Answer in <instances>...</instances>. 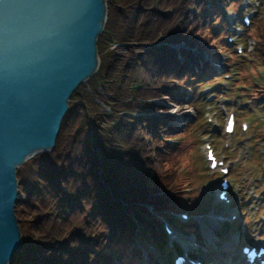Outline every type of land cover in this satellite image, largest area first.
<instances>
[{
    "label": "trees",
    "instance_id": "obj_1",
    "mask_svg": "<svg viewBox=\"0 0 264 264\" xmlns=\"http://www.w3.org/2000/svg\"><path fill=\"white\" fill-rule=\"evenodd\" d=\"M161 1L170 7L160 8ZM109 8L98 43L105 54L90 89L86 83L71 98L55 150L18 170L16 212L25 219L13 264H138L143 252L137 238L144 247L153 239L159 255H169L161 223L148 207L181 210V189L168 188L158 170L174 149L157 141L161 130L181 128L166 116V102L183 106L188 93L166 83L201 80L215 70L202 56L164 43L203 48L197 33L212 12L221 20L211 26L215 33L227 34L226 21L216 0H109ZM137 211L139 232L132 220Z\"/></svg>",
    "mask_w": 264,
    "mask_h": 264
},
{
    "label": "rangeland",
    "instance_id": "obj_2",
    "mask_svg": "<svg viewBox=\"0 0 264 264\" xmlns=\"http://www.w3.org/2000/svg\"><path fill=\"white\" fill-rule=\"evenodd\" d=\"M216 1L226 21L227 34L213 31L211 26H219L221 21L213 11L205 28L197 35L201 37V41H205L201 51H207L211 47L208 52L212 53L213 59L221 62L223 70L201 80H175L176 86L166 83L171 91L188 94L185 95L187 101L183 106L166 102L165 106L169 109L166 115L171 114L170 119L176 120L181 128L170 133L161 130L157 142L163 148L174 150L171 149L169 153V164L159 166L158 170L161 171V178L170 182L167 183L168 188L181 189L177 194L182 197L183 203L181 210L173 211L174 217H182L186 213L191 218L203 216L209 210V202L215 200L213 194L218 192L219 182L223 178L220 169L211 171L206 158L208 147L216 151L229 168L226 179L231 183L229 194L232 206L225 210L224 217L229 220L231 214H239L236 222L229 223L232 230L223 238L233 243V235L240 233L242 243L237 245L236 252L238 260L243 261L240 260L242 256H238L239 253L241 255L242 244L259 239L264 241V53L261 51L264 39V0ZM107 3L108 23L111 16L109 0ZM159 6L167 10L170 3L161 1ZM155 9L157 8H152V12ZM246 16L251 21L247 28L242 25V18ZM235 30L241 34L235 33ZM229 38H232L231 44L228 43ZM224 39L227 45L222 42ZM239 47L242 48L241 54L237 53ZM103 54L105 53L99 54L100 63ZM207 64L210 67L212 65ZM86 85L90 89L89 84ZM141 87L142 84L137 90ZM154 101L164 104L161 99ZM233 112L236 115V129L232 135H227L226 122ZM244 124L249 127L247 132L243 131ZM190 205L194 206L192 211L191 208L187 210ZM16 213L22 230L25 218L22 212L17 210ZM155 214L156 212L152 217L158 219ZM195 225L197 226L195 221L188 223L178 218L176 228L191 232L195 231ZM166 243L168 246L169 241ZM145 247L150 262H155L159 256L158 264H170L173 254L169 253L163 259L159 255L161 249L153 239L145 240ZM195 257L202 258V255ZM142 260L143 255L136 258L138 264H142Z\"/></svg>",
    "mask_w": 264,
    "mask_h": 264
},
{
    "label": "water",
    "instance_id": "obj_3",
    "mask_svg": "<svg viewBox=\"0 0 264 264\" xmlns=\"http://www.w3.org/2000/svg\"><path fill=\"white\" fill-rule=\"evenodd\" d=\"M107 19V0H0V264L23 244L18 170L55 150L71 98L100 69Z\"/></svg>",
    "mask_w": 264,
    "mask_h": 264
},
{
    "label": "bare ground",
    "instance_id": "obj_4",
    "mask_svg": "<svg viewBox=\"0 0 264 264\" xmlns=\"http://www.w3.org/2000/svg\"><path fill=\"white\" fill-rule=\"evenodd\" d=\"M111 44H112V48H114V47H120V43H118V44H115V42L114 41H111ZM182 44H186L185 42L184 43H182ZM182 44H177V45H182ZM164 45L166 46H171V45H173V46H175L176 44H174V43H164ZM185 46H188V44H186ZM195 48L196 49V47L195 46H192V45H190V48ZM201 60V59H200ZM199 59H198V61L200 62V63H202V64H204V62H201ZM205 61V60H204ZM206 62V61H205ZM207 63V62H206ZM235 131V130H234ZM215 205L216 203L215 202H213V203H211V205ZM154 210L156 211V212H161L163 209H160L159 207H158V205H154ZM166 210V209H165ZM168 210V209H167ZM151 212V211H150ZM166 212V211H165ZM152 213V212H151ZM153 214V213H152ZM138 216H140V211H137V213H134V215H132V217H134V220H133V222L135 223V226H136V229H137V225H139V226H141V222H140V219H139V217ZM211 220V221H210ZM210 220H204L203 222L205 223V225H206V227H207V229L209 230L208 232H205L201 237L203 238V240L207 243V247H205L203 244H201V248L199 249V250H197V251H200V250H203V249H207V250H213L214 252H217V251H215L211 246H210V242L212 243V244H215V245H217L218 244V242H217V235H215L214 234V230L217 228V226H216V224H217V222H216V220H214L213 219V215H211V217H210ZM211 222H212V224L213 225H211ZM210 226L209 228H208V226ZM218 231V230H217ZM233 240V243L232 242H230V241H228V243H226L225 245H223V247H220L219 248V250H218V253L216 254V258H217V260L220 262V263H227V264H246L245 262H243V261H239L238 260V257H237V249H236V247H237V244L234 242V239H232ZM182 243H183V245H185L184 247H186V248H188L189 249V247H191L192 248V246H194V244L191 242V241H189V243H185V240H182L181 241ZM231 243H232V245H231ZM171 251H174V249H175V247L172 245L171 246ZM192 249H195L194 247L192 248ZM202 253H205L204 251H202ZM239 257H240V255H238ZM160 259V257L159 256H157V260L154 262V261H152V262H150V259L148 258V257H143V260H142V264H158L157 263V261ZM240 260H242V258L240 257Z\"/></svg>",
    "mask_w": 264,
    "mask_h": 264
}]
</instances>
